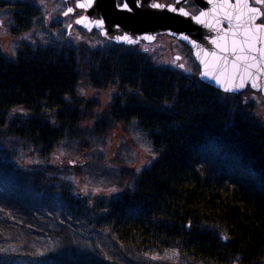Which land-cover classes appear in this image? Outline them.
<instances>
[{
  "label": "trees",
  "instance_id": "trees-1",
  "mask_svg": "<svg viewBox=\"0 0 264 264\" xmlns=\"http://www.w3.org/2000/svg\"><path fill=\"white\" fill-rule=\"evenodd\" d=\"M0 10L9 11L12 36L58 29L30 0H0ZM196 75L154 65L133 46L89 47L65 33L21 41L11 56L0 44V147L20 143L37 159L0 158V264L262 262L264 99ZM80 82L112 92L92 127H84L93 105L78 97ZM112 121L135 123L152 158L119 171L117 190L84 196L71 166L48 158Z\"/></svg>",
  "mask_w": 264,
  "mask_h": 264
},
{
  "label": "rangeland",
  "instance_id": "rangeland-1",
  "mask_svg": "<svg viewBox=\"0 0 264 264\" xmlns=\"http://www.w3.org/2000/svg\"><path fill=\"white\" fill-rule=\"evenodd\" d=\"M30 1L39 5L43 23L48 26L57 22L58 29L50 32L51 34L48 33L49 31L32 30L12 36L5 24L9 11L0 10V44L3 52L7 55L11 56L16 44L21 41L33 39L43 41L45 37H56L63 33L74 41L89 47H99L106 44L107 40L102 39L96 31H87L73 24L74 15H62L65 9L62 0ZM261 8L264 11V6ZM69 24L71 27H68ZM126 46H133L135 49L141 50L140 46L136 44ZM143 52L154 65L179 68L182 71L190 72L192 75L198 73V66L190 49L172 36L158 35L150 43V47L144 49ZM175 54L179 57L175 58ZM181 64L183 68L180 67ZM111 94L109 89L93 90L84 82H80L78 97L93 105L91 108L92 116L84 123V127L99 124L97 120L100 119L99 116H102L105 106L112 99ZM258 108L259 112L264 114V104ZM102 124L106 128L105 131L100 130L96 135L86 133L81 144L73 141L63 143L48 158L52 164L64 163L71 166L68 169L70 179L72 178L76 183V192H80L84 196H103L112 190H117L123 182L118 179L119 171L138 170L149 162L153 155L150 140L135 123L112 121ZM12 146L14 152L11 149L7 150V146L0 147V158L9 160L16 165H25L31 159L32 161L37 160L28 155L27 150L21 147L20 143L12 144ZM43 246L40 245L38 250H44ZM166 258L174 263L178 261L175 252L166 254ZM259 264H264V260Z\"/></svg>",
  "mask_w": 264,
  "mask_h": 264
},
{
  "label": "water",
  "instance_id": "water-1",
  "mask_svg": "<svg viewBox=\"0 0 264 264\" xmlns=\"http://www.w3.org/2000/svg\"><path fill=\"white\" fill-rule=\"evenodd\" d=\"M62 1L65 3L62 15H65L68 9H73L69 14L80 13L74 18V22L81 20L80 24L76 23L77 25L87 31L96 29L103 38L115 43L134 45L140 40L151 43L159 34L172 36L189 47L198 65L197 78L200 81L224 93H238L249 87L253 91L259 92L264 99V51H262L264 50V31L252 35L241 28L237 33L234 27L237 21L233 19V27L230 28L228 22L223 19L226 13L233 10L232 5L236 4L237 0H228L227 3L225 0H212L211 3L208 0H192L198 7L196 13H191L180 5L185 0H181L180 3H177L176 0L171 4L144 0L145 6L140 8L136 7L135 0H128L129 6L132 8L131 12L121 10L117 6L116 0H93L91 7H87L88 0ZM72 1L73 4H71ZM78 3H83L86 7L78 8ZM151 3H160L166 7L164 9H152L147 6ZM168 5L175 6L177 12L169 11ZM250 5L257 6L251 3ZM180 8L187 11L189 16L185 17L180 14ZM201 11L208 13L204 17H200L204 21L203 24L196 23L191 19L192 16H198ZM100 20L103 21L102 27H96L95 22ZM261 22L264 20L256 21V23ZM234 33L236 34L234 35ZM124 34L133 39L134 43L117 42L113 39L117 35ZM182 35L188 36V40L182 39ZM146 36H151L152 39H145ZM213 40L215 43H212ZM234 41L236 42L235 55H233ZM222 48H227V52H222ZM248 49H252V51L249 52ZM213 52L216 53L215 56L212 55ZM253 55L257 59H252ZM224 56H228L227 61L223 59ZM174 57L178 58L179 55L175 54ZM236 57L241 59L237 61ZM234 63L239 64V67H234ZM249 65H255V67H248ZM204 71L217 76L224 87H231L239 83H243L244 87L226 92L223 87L216 83V80L202 76L201 73ZM253 83H258L259 87L254 88Z\"/></svg>",
  "mask_w": 264,
  "mask_h": 264
},
{
  "label": "snow or ice",
  "instance_id": "snow-or-ice-1",
  "mask_svg": "<svg viewBox=\"0 0 264 264\" xmlns=\"http://www.w3.org/2000/svg\"><path fill=\"white\" fill-rule=\"evenodd\" d=\"M181 0H177V3H180ZM209 3L212 2V0H208ZM225 2L227 3L228 0H225ZM255 4L257 6H251L249 3V0H237L236 4L232 5V11L228 12L225 14V16L223 17L224 20H226L229 24V27H233L232 25V20L235 19L237 21L236 25L234 26L237 30V33L239 32V30L241 28L245 29V31L247 33H250L252 35H256L259 34L260 32L264 31V22L261 23H256L257 20H262L264 19V11H262V8L260 6H264V0H254ZM93 3V0H88L87 3V7H91ZM135 5L137 8L140 7H144L145 3L144 0H135ZM118 7L121 8V10L124 11H132V8L129 6L128 0H118ZM148 7H151L152 9H164L166 6L160 3H151L149 5H147ZM78 8H84L86 7L85 4L83 3H78L77 4ZM168 10L171 12H177V8L175 6L172 5H168L167 6ZM73 11V9H68V11L65 13V15H68L69 13H71ZM179 13L182 14L185 17L189 16V13L187 11H185L183 8L179 9ZM208 13L201 11L199 13L198 16H192L191 19H193L196 23H200L203 24L204 21H202L200 19V17H204L205 15H207ZM75 23L80 24L81 20H77L75 21ZM217 23H219V20H217ZM96 27H102L103 25V21H96L95 22ZM69 27H71V25H69ZM117 28H119V25H117ZM236 33H234L235 35ZM145 39L151 40L152 37L151 36H146L144 37ZM184 40H188V36L186 35H182L181 37ZM113 39H115L117 42H127V43H134L133 39H131L127 34L124 35H117L115 37H113ZM212 43H215V40L212 41ZM234 46H233V55H235V41L233 42ZM217 47H219V45H217ZM243 50V49H241ZM222 52H227V48H222L221 49ZM249 52L252 51V49H248ZM264 51V50H262ZM212 55H216L215 52L212 53ZM252 59H257L256 56H252ZM223 59L225 61L228 60V56H224ZM237 61L240 60V57H236L235 58ZM246 59V58H245ZM180 67H183V65H180ZM234 67H239V64L234 63ZM248 67H255V65H249ZM202 76H206L209 77L210 79H214L216 80V83L218 85H220L221 87H223L224 91L228 92V91H233L234 89H238V88H242L244 87L243 83H239V84H234L231 87H224L222 82L219 80V78L215 75H213L212 73H209L208 71H204L201 73ZM252 86L254 88H258L259 84L258 83H253ZM223 239H227V237H222ZM155 259V257H153Z\"/></svg>",
  "mask_w": 264,
  "mask_h": 264
},
{
  "label": "flooded vegetation",
  "instance_id": "flooded-vegetation-1",
  "mask_svg": "<svg viewBox=\"0 0 264 264\" xmlns=\"http://www.w3.org/2000/svg\"><path fill=\"white\" fill-rule=\"evenodd\" d=\"M153 1H160L162 2L163 4H171V3H174L176 0H153ZM117 4H118V0H116ZM250 3L251 4H255L254 0H250ZM71 4H73V1L71 2ZM180 5L182 7H184L185 9H187L188 11H190L191 13H196L198 11V7L197 5L192 1V0H185L183 3H180ZM262 7V6H261ZM74 15V18L78 15H80V13H75V14H72ZM74 18H73V24H75L76 26H79L77 25L75 22H74ZM80 27V26H79ZM82 28V27H81ZM84 29V28H83ZM94 31H96L99 35L100 33L98 32V30L96 29H92ZM160 35V34H159ZM101 36V35H100ZM158 36V35H157ZM156 36V37H157ZM102 39L104 40H107L105 38H103L101 36ZM107 41H110V40H107ZM122 44V43H120ZM124 45V44H123ZM136 45L140 46L141 50L144 51V49L146 48H149L150 47V43H146L144 42L143 40H140L138 43H136ZM126 46V45H125Z\"/></svg>",
  "mask_w": 264,
  "mask_h": 264
}]
</instances>
